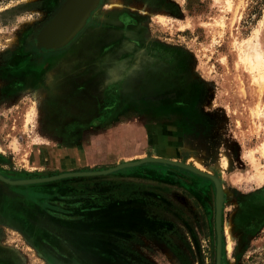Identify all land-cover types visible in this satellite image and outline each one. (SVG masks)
<instances>
[{
	"label": "rangeland",
	"instance_id": "obj_1",
	"mask_svg": "<svg viewBox=\"0 0 264 264\" xmlns=\"http://www.w3.org/2000/svg\"><path fill=\"white\" fill-rule=\"evenodd\" d=\"M63 3L0 1V153L12 172L179 161L222 186L221 264H264V80L239 50L255 37L264 52V0H99L46 53L35 37ZM29 187L51 222L40 241V218L14 203L1 244L15 264H215L207 178L149 163ZM83 198L92 205L76 207Z\"/></svg>",
	"mask_w": 264,
	"mask_h": 264
},
{
	"label": "water",
	"instance_id": "obj_2",
	"mask_svg": "<svg viewBox=\"0 0 264 264\" xmlns=\"http://www.w3.org/2000/svg\"><path fill=\"white\" fill-rule=\"evenodd\" d=\"M99 0H65L56 15L41 29L36 37L39 47L44 49H57L68 43L85 25L86 20L98 6ZM156 163L163 166H171L189 171L200 177L211 180L216 188V252L215 264H221L222 260V231H221V208L223 203V190L220 182L213 176L204 174L197 169L186 166L179 161L164 158L146 157L130 163L117 164L114 167L99 171H80L62 173L50 177L10 180L0 175V181L8 185H35L48 183L67 178L97 177L104 176L116 171L137 167L140 165Z\"/></svg>",
	"mask_w": 264,
	"mask_h": 264
},
{
	"label": "crops",
	"instance_id": "obj_3",
	"mask_svg": "<svg viewBox=\"0 0 264 264\" xmlns=\"http://www.w3.org/2000/svg\"><path fill=\"white\" fill-rule=\"evenodd\" d=\"M51 2H63L65 0H49ZM35 157L31 159L30 165L31 168L37 169V167H41V156L39 155H34ZM158 158H164L168 159L163 156H156ZM140 160V159H139ZM171 160V159H170ZM11 161L10 157L0 153V175H2L5 178H8L10 180H23L26 177H20L18 176L17 173L12 172V167H11ZM137 161V160H136ZM149 164V163H148ZM141 166V165H140ZM10 167V168H9ZM25 172V171H20V173ZM28 177V176H27ZM29 179V178H27ZM30 185H8L2 181H0V264L3 261V256H4V250L7 251L6 249L3 248V245L1 244V240L3 239V233L4 229L7 230L9 228L13 227V221L11 219L12 215H14L13 211V205L16 202L17 206L21 209H24L26 207V210H29L28 217H35L36 219H39L37 222L39 225H42L45 227V224L48 223V221L51 222L50 218H43V215L41 214V211L37 208L33 210V202L31 201L29 197V187ZM83 205L86 207H89L92 205L89 202H86ZM87 204V205H86ZM89 204V205H88ZM35 219V220H36ZM47 222V223H46ZM9 253V252H8ZM141 256V255H140ZM14 262L10 261L9 259L7 260L6 264H12Z\"/></svg>",
	"mask_w": 264,
	"mask_h": 264
},
{
	"label": "bare ground",
	"instance_id": "obj_4",
	"mask_svg": "<svg viewBox=\"0 0 264 264\" xmlns=\"http://www.w3.org/2000/svg\"><path fill=\"white\" fill-rule=\"evenodd\" d=\"M161 22L164 23L163 20H161ZM261 26H262V24H260L258 29L261 30ZM260 30L258 32H260ZM257 38H258V36H257ZM239 50H240L241 60L246 64V66L248 67L249 70H251L252 72H257L259 80L263 81L264 80V52L262 50V44L261 43H255V37H254L253 39H249V40L244 41L241 44ZM156 159H158V158H156ZM184 165H186V164H184ZM186 166H189V165H186ZM204 174H206V173H204ZM210 176H213V175H210ZM213 177H215V176H213Z\"/></svg>",
	"mask_w": 264,
	"mask_h": 264
},
{
	"label": "flooded vegetation",
	"instance_id": "obj_5",
	"mask_svg": "<svg viewBox=\"0 0 264 264\" xmlns=\"http://www.w3.org/2000/svg\"><path fill=\"white\" fill-rule=\"evenodd\" d=\"M0 1H5V0H0ZM35 39H36V37H35ZM37 41V40H36ZM42 50L44 51V52H46V53H48V52H52V50L53 49H44V48H42ZM90 199V198H89ZM83 201L84 200H87V198H83L82 199ZM80 206H82V207H84L85 208V206L83 205V203H76V207H80ZM33 210H35V209H33ZM85 210H87V209H85ZM86 212H88V211H86ZM28 213H29V210L27 211V210H25V216H26V218H29L28 217ZM42 214V213H41ZM34 217V216H33ZM125 217V216H124ZM32 218V217H31ZM42 227V229H41V232H34L33 233V235H35L36 237H38V239L40 238V241L42 240V239H44V235H46L45 234V232L43 231V228H44V226H41ZM16 228V227H15ZM12 229H13V227H12ZM17 230V229H16ZM18 231V230H17ZM57 240V239H56ZM54 242V241H53ZM59 242V241H58ZM58 242H54V243H58ZM79 252V251H78ZM82 252V251H81ZM80 253V252H79ZM81 254V253H80ZM142 254V252H141V250H139V251H137V256H140ZM82 255H86V254H82ZM10 260V261H12V262H14L13 260H11V258L9 257V253H8V251H5L4 250V256H3V261H2V263L1 264H6L7 263V260ZM89 259V258H88ZM90 261V260H89ZM97 262H98V260H96ZM99 263V262H98ZM12 264H15V263H12ZM104 264H108V262L107 263H105L104 262Z\"/></svg>",
	"mask_w": 264,
	"mask_h": 264
}]
</instances>
